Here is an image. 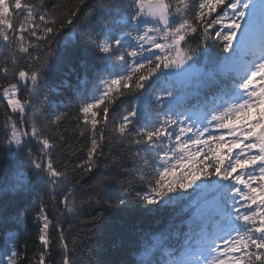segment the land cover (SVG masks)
Here are the masks:
<instances>
[{"label": "snow or ice", "instance_id": "1", "mask_svg": "<svg viewBox=\"0 0 264 264\" xmlns=\"http://www.w3.org/2000/svg\"><path fill=\"white\" fill-rule=\"evenodd\" d=\"M66 31L86 58L57 82ZM66 91L85 148L50 114ZM0 102V264H47L54 243L89 264L109 209L171 214L96 264H264V0H0ZM73 219L89 231L70 240Z\"/></svg>", "mask_w": 264, "mask_h": 264}, {"label": "trees", "instance_id": "2", "mask_svg": "<svg viewBox=\"0 0 264 264\" xmlns=\"http://www.w3.org/2000/svg\"><path fill=\"white\" fill-rule=\"evenodd\" d=\"M66 3L72 2V0H64ZM84 41L80 38H75L74 34H69L67 31L62 35L59 40V50L64 57V62L58 71L54 79L59 82L66 75L69 79L74 80L77 73L81 72L80 63L81 60L86 57L83 54ZM75 68L76 72H71L70 69ZM50 101L55 107L50 109L52 119H55L57 115L62 117L66 116V119H62L60 131H62L69 143L75 148L79 143L80 148H85V142L78 140L75 137L77 131L74 117L76 115L77 100L74 98L70 91L64 92L62 95L55 92L49 94ZM4 105L0 102V122L3 121ZM2 138V137H0ZM5 151L3 147H0V154ZM79 152V149H77ZM82 159V157H77ZM75 162V161H74ZM40 193L36 192L32 195L29 201L26 202L29 210V218L26 223L22 224L19 228V240L18 244L21 248L27 245V256L33 257L37 252L41 250V245L38 240L39 229L35 222L31 219V214L36 205L39 203ZM171 210H158L154 212H144L142 210H134L131 212H119L116 209H109L105 213V218L101 222V231L97 232L93 237H84L88 247L85 249L89 260V264H96L97 261L102 260H120L130 259L133 257L131 251L133 247L134 238L141 232L152 231L159 228L161 225H165ZM73 235L69 236V239H76L84 236V233L89 231L81 221L76 219L72 220ZM66 235L67 233V225ZM53 240L56 239V234L52 233ZM53 259L48 261L47 264H58V245L53 244L51 249Z\"/></svg>", "mask_w": 264, "mask_h": 264}]
</instances>
